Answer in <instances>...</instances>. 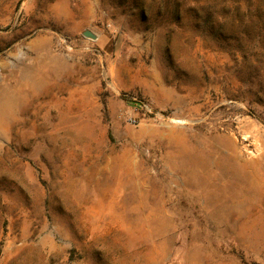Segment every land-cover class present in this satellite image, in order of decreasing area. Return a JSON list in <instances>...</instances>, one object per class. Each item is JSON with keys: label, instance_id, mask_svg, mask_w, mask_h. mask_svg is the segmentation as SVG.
Returning a JSON list of instances; mask_svg holds the SVG:
<instances>
[{"label": "rangeland", "instance_id": "rangeland-1", "mask_svg": "<svg viewBox=\"0 0 264 264\" xmlns=\"http://www.w3.org/2000/svg\"><path fill=\"white\" fill-rule=\"evenodd\" d=\"M0 264H264V0H0Z\"/></svg>", "mask_w": 264, "mask_h": 264}, {"label": "bare ground", "instance_id": "bare-ground-1", "mask_svg": "<svg viewBox=\"0 0 264 264\" xmlns=\"http://www.w3.org/2000/svg\"><path fill=\"white\" fill-rule=\"evenodd\" d=\"M174 122L179 123V121H174ZM170 136H171V134H170ZM172 137H175V136H172ZM236 157L237 156L235 154H228V159H226L228 163L225 162V166L229 169V171L234 176H237L238 174L244 173V165L242 163H240V161L239 162L236 161ZM183 165H185V166L191 165L190 167H192V165L193 166L199 165L201 168L204 169L206 166V158L199 157L197 154H194L193 151H189L188 155L186 157V161L183 162ZM190 169H192V168H190ZM196 177L199 180V182H198L199 184H202L203 182L206 181L203 179L205 177L203 175L202 176L197 175ZM239 183H240L239 185H241L240 190L233 189V188L229 187L228 185L224 186V187L223 186L222 187H215L214 191L213 190L210 192L208 191L205 194V196L206 197L209 196L211 198L216 199L217 205H219L220 207H226V209H230V208L234 209L241 204L244 205L245 202L248 203V201H251L248 198H244L245 197L244 193H246V192H244L245 191L244 186L246 185V184L244 185V180L242 182H239ZM205 184H206V182H205ZM250 184H251V182H250ZM248 186L251 187L252 185H248ZM195 187H197V185ZM246 187H247V185H246ZM249 189L247 188L246 191H248ZM251 206L253 208L254 205H250V207ZM246 207H248V206H246ZM257 212H258V210H257ZM231 214H232V211H231Z\"/></svg>", "mask_w": 264, "mask_h": 264}, {"label": "water", "instance_id": "water-1", "mask_svg": "<svg viewBox=\"0 0 264 264\" xmlns=\"http://www.w3.org/2000/svg\"><path fill=\"white\" fill-rule=\"evenodd\" d=\"M82 35L86 38L95 40L97 38L96 34H94L93 32L89 31V30H85L82 32Z\"/></svg>", "mask_w": 264, "mask_h": 264}, {"label": "crops", "instance_id": "crops-1", "mask_svg": "<svg viewBox=\"0 0 264 264\" xmlns=\"http://www.w3.org/2000/svg\"><path fill=\"white\" fill-rule=\"evenodd\" d=\"M48 41L49 40L47 39V37H45V38H39L35 42L37 43V45H42V43H47Z\"/></svg>", "mask_w": 264, "mask_h": 264}]
</instances>
